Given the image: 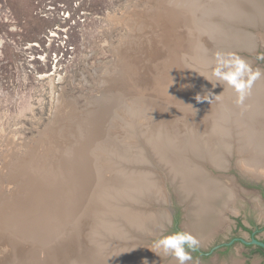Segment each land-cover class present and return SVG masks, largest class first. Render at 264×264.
<instances>
[{"label":"rangeland","instance_id":"obj_1","mask_svg":"<svg viewBox=\"0 0 264 264\" xmlns=\"http://www.w3.org/2000/svg\"><path fill=\"white\" fill-rule=\"evenodd\" d=\"M156 8L154 0H0V220L16 213L19 206L25 205L32 194L47 190L48 185L51 184L54 189L57 185V189H60L66 161L69 162L76 147L84 143L82 164L87 171L96 173L97 168L102 179L98 190L95 187L93 198L89 196L88 199L86 194L87 197H84L82 203L79 197L77 202L66 209V212L71 213L75 210V204L76 207L81 205L78 207L77 217L68 220L72 223H65L68 225V232L75 233V238L78 239L76 247L75 242L71 245L72 250L77 249L75 253L94 251L100 256L106 247V252L113 256L114 251L125 252L134 243L135 248L150 251L152 254L163 248L158 242L174 234L184 233L196 241L194 245H190L203 253H208L220 245V248L210 255H204L191 249L187 243L184 244L187 264H264V256L255 253L253 248L242 242L252 241L254 238L264 241V180L253 178L258 183L254 185L250 182L254 180L243 178L237 170V154L228 157L231 164L226 172L216 171L210 163L203 164L207 174L212 171L214 178L228 179L236 194L231 205L229 204L223 212L225 221L203 240L196 238L189 229L188 202L181 198L184 204L179 200L180 191L170 180H165V193L157 194V189L152 190L155 196L152 193L146 196L138 192L134 199L124 203L125 205L122 202L114 203L116 199L120 201L119 197L127 194L119 192L120 196L113 199L114 191L111 193L109 190L114 186L111 184L112 179L119 176L123 178V172L119 173L122 166L139 168L138 170L148 168L142 167L148 155L152 165L157 163L154 161L157 154L151 149L153 153L150 152V155L146 152L143 161L139 155L138 158H132L137 164L133 165L138 167L126 163L123 165V147L138 151L141 148L138 143L144 141L149 134L150 139L153 130H159L157 134L161 133L163 142L167 143L166 125L158 126L155 120L160 114L156 103L148 100V97H141L125 98L124 104H119L126 89H137L134 87L137 84L135 81L140 78L149 79L140 76L151 65L165 62V58L160 61L162 51L164 56L167 53L163 48L157 50L159 44L156 46L154 37L151 38V31L156 29L155 24L152 27L151 21L150 27H145L147 18L145 19L143 13L154 14ZM248 14L252 21L246 16L240 19L215 16L202 18L203 24L195 31V55L181 58L191 75L199 78L198 81L204 79L202 85L209 80L206 84L211 81L212 84L224 82L226 88L232 90L238 87L243 91L246 88L253 91L264 87V26L259 27L261 25L258 24L264 19V11L261 13L251 10ZM237 23L243 25L237 27ZM231 33H236V37L242 35L246 41L233 40L229 37ZM255 45L257 48L254 51L246 50H253ZM155 51L158 54L149 59L150 54ZM223 70H227L228 75L222 77L219 80L221 82L216 81V73ZM212 74H216L215 77H212ZM259 79L260 85L259 82H253ZM153 88L156 87L151 89ZM127 93L131 95L129 91ZM115 101L116 106L112 104ZM217 102L218 99L214 101L212 109L208 103L198 100L189 111L181 109L178 121L181 134L176 136V140L179 139V142L183 139L184 141L180 142L184 143L188 137H197L202 141L209 138L216 145L223 140L229 144L234 142L236 147L242 149L240 132L246 130L245 125L240 124L242 130L238 129L241 127H238V115L225 109L221 103L217 105ZM214 105L218 106V113L212 111H217ZM206 114H210L209 118ZM223 125L228 129L226 137L217 131L214 132L216 127L223 131L219 128ZM98 134L100 137L97 138ZM138 152L140 154V151ZM157 157L159 159V156ZM116 165L119 167L115 168ZM25 169H32L35 173L34 188H30L28 171ZM164 175L159 176V179L165 178ZM66 179L64 185L68 183V176ZM41 183L45 187L37 188ZM156 187L158 188V185ZM84 188L83 184L80 194ZM128 194L127 198L131 199ZM157 197L160 201L156 202ZM46 198L48 196L44 197V200ZM131 203L134 206H131ZM113 206L118 208V212L128 208L127 210L138 213L145 228L140 227L137 231L130 226L129 221H125L128 220L125 217L117 218L118 214L112 211L115 210ZM170 209L176 210L173 222L167 227H160L157 211L163 214L165 224L172 218ZM106 214L108 216H105ZM102 218L110 220L107 222ZM156 227L158 233L155 231ZM135 231H140L142 236L144 234V241L133 235ZM130 235L135 237L134 241ZM137 240H140L141 244ZM131 242L133 243L130 245ZM1 244L4 246L0 247V264H4L7 262L6 256H12L14 248L7 243L0 242ZM156 246L159 248L153 252ZM68 247L69 245L67 248L65 245L66 249L60 253L62 256H66L70 251L67 250ZM2 249H6L4 253ZM29 251L27 248V253ZM132 254L136 257L138 255L136 252ZM168 255L163 263L175 264V255L171 251ZM75 259L70 257L66 264H83L74 262ZM13 261L12 264H31L29 260L18 255Z\"/></svg>","mask_w":264,"mask_h":264},{"label":"bare ground","instance_id":"obj_2","mask_svg":"<svg viewBox=\"0 0 264 264\" xmlns=\"http://www.w3.org/2000/svg\"><path fill=\"white\" fill-rule=\"evenodd\" d=\"M154 4L157 6L154 14L145 15L143 13L145 19L147 18L145 21V27H150L151 21L152 27H154L155 24L156 29L155 31H151V33H153L151 38L154 37L156 46L157 43L159 44L157 46V50L158 48H163L167 53V55L164 56L162 51V59L160 61L165 58V62L162 64L160 63L159 65L153 64L148 69L146 68L147 71H145L140 77H149V79L140 78L135 81L137 84L134 87L137 89H126V91L123 92V98L119 101V104H124L125 98L130 99L141 97H148V100L156 103L155 105L158 108L160 114L155 120L158 122V126L164 124L166 125V130H164L168 137H166L167 143L163 142L164 139L161 133L160 135L162 137L157 134L159 133V130H153V132L150 129V139L148 138L150 135L149 134L147 138H144V141L141 140L138 143L141 147L140 149L137 148L138 151H140V154L138 151L134 152L132 149L123 147L121 150V154L124 156V160L123 158V161L121 160L123 165L126 163L135 167L137 164L132 160V158H138L139 155L142 157L143 161L145 158L144 156H146L147 153L150 154L152 150L153 152L155 151L154 154H157L155 155L157 160L154 159V161L157 163L152 165V161H150L148 155L146 156L147 160L145 159L146 161L144 160L143 162L144 166H142L148 168H140V170H138L139 168H130L131 166L127 168V165L124 167L122 166V169H119V173L123 172L121 174L124 175L123 178L122 176L118 175L119 177L112 179L111 184H114V186L109 190L111 193L112 190L114 191L115 198L112 197L113 199L118 198L120 193H129L131 195V199L127 198V194H124L121 196L123 198L119 197L120 201H117V199L114 201L116 204H120V202L124 204L127 202L129 203L132 198L134 199V196H136V193L138 192H141L146 196H148L149 193L153 194L152 190L156 189L157 194L160 192L165 193L166 189L164 185L167 182L165 180H170V182L175 185L177 190L180 191L179 193L181 198L188 202V218L190 219L189 229L192 231L193 235L196 236V238L203 240L207 238L217 227L221 226L223 221H225L223 212L236 197L234 190L230 187L229 180L226 178H214L212 176L213 172L209 170V174H207L203 169L205 166L203 164L210 163L209 165H211L216 170L226 172L230 166L229 164H231L228 157L230 155L237 154L239 160L236 166L239 171L249 178H258V180H264V87L261 86L260 89L253 91H248L246 88L244 90L246 92L244 93V91L240 90L238 87H235L233 90L226 88L224 82L212 84L211 81L209 84H206L209 82V80H207L204 82L205 85H202L204 79L203 81H198L199 78L196 79L193 75H191L185 68L181 58L185 59L195 55L194 51H197L196 47L193 49L194 45L197 44V38L195 39V31L199 25L203 24L201 21L202 18L206 19L215 16L216 18L230 17L234 19H240L246 16L252 21L253 19L249 16L248 12L251 10H256L262 13V11H264V0H154ZM170 5H172L174 8L170 7ZM260 22L261 23H258L261 25L259 27H263L264 19ZM242 25L243 24L237 23V27H241ZM235 34L236 33H231L229 34V37L235 41L237 39L242 42H244V40L246 41V38H244L242 35H238L236 37ZM146 42L148 43V41ZM150 45L152 44L150 43ZM243 46L245 45H242V47ZM255 48H257V45H255L253 50L250 48H246V50L254 51ZM150 52L151 51H149V53ZM156 52L157 51L151 53L149 59L158 54ZM219 72L220 71H218V73ZM218 73H216V81H219L222 77L228 75L227 70H223L219 74ZM215 75L212 74V77H215ZM150 77H152V81ZM253 82L255 84H258L259 82L260 85V79L257 81L254 80ZM123 85L126 86V83ZM142 85H148L150 87ZM230 85L233 86V84ZM152 87L156 88L151 89ZM128 91L131 93L130 96L127 93ZM216 95L217 98L215 99ZM217 99V105L221 103L225 109L230 110L238 115V127L245 125V131L242 130V126L238 128H241L243 131V133L242 131L240 132V135L242 136V142L240 143L243 145V148L239 149L236 147L234 142L229 144L228 142L224 143L223 140H220L219 144L216 145V143H214V141L209 138L203 139L202 141V139L197 137H190L191 139L188 137L187 142H180L184 141L183 139L178 142L179 139L176 140V136L179 137V134H181L178 127V121L180 118L179 115L181 114L180 110L188 109L189 111L193 104H195V102L197 103V100L201 103H208L207 105L212 109V105ZM115 103L116 101L112 104L116 106ZM207 105L205 106V109ZM214 107L217 110L218 106L216 107L214 105ZM171 111H173V113H171ZM212 111L214 113H218V110L216 112L215 110ZM141 112L142 111H140V113ZM209 115L210 114H206V117L209 118ZM161 118L162 120H160ZM148 123L149 122H147V125ZM165 125L162 127H165ZM216 128L214 129V132L217 131L218 134L220 133L225 135V137L228 135V129L226 126L223 125L219 127L223 131ZM146 129L148 130L149 128L147 127ZM191 134L194 133L191 132ZM98 137H100V134H98L97 138ZM83 149L84 143L76 147V149L73 151V157L70 158L69 162L68 160L66 161L65 168L63 170L65 175L63 180H60L62 183L60 189H57L56 185V191L54 186L52 187L51 184L48 185L49 187L47 186V190H40L39 192L32 194L31 197H29V199L26 201L25 205L23 204L19 206L16 213H13L11 216H4L0 220V242L7 243L9 244L8 246L11 245L14 248L12 256L7 255V262L4 264L14 263L13 260L16 259L17 255L18 257L26 258L31 264H66V261L72 256L76 258L74 262L79 261L78 263L83 264H166L165 262L163 263V260L169 254L170 250L162 246L163 250L160 249L159 252H154V250L156 251V249L159 248H157L158 245L152 250L154 252L152 254H150V251H142L135 248V244L133 242L130 243V245L133 243V246H131L129 250L125 252L114 251L115 254L113 256H110L109 253L106 252V247L103 248L104 250H100L101 253L103 252L100 256L96 255L94 251L89 253L85 251L75 253V250L77 249L75 248L72 250L73 247L71 245L73 242H75V247L79 242H77L78 239L75 238V233L68 232V225L65 223H72L68 220L71 219V217H77L79 212L78 207L81 205L76 207L75 204V210L71 213L66 212V209H69L72 203L77 202L79 197L81 200L80 203H82L84 197H87L86 194L88 195V199L90 198L89 196H92L93 198L95 187L98 190L102 179L101 172L97 168L96 173L95 171H87L85 169L81 161ZM157 156H159V159ZM120 158L121 157H119V159ZM153 158L155 157L153 156ZM121 161H119V163H121ZM116 167H119V165H116L115 168ZM26 171H28L29 175L30 188H34L35 186H33V182L35 181V173L32 169ZM117 172L118 171H116V173ZM210 173L211 176H209ZM163 174H165V178L159 179V176H162ZM67 176L68 183L64 185V182L67 180ZM83 184L85 185V188L80 194V188L83 186ZM157 185L158 188L156 187ZM41 186L45 187V185L41 183L39 186H37V188ZM107 194L108 193H106V195ZM109 195L111 196V194ZM46 196H48V198L44 200V197ZM153 196H155V193ZM157 201H160V198L158 199L157 197L156 202ZM132 203L131 206H134ZM105 207H107V205ZM117 209V207H115V210L112 209L113 212H116L115 214H118L117 218L118 216L119 218L125 217V219H128L125 221H129L130 226L136 228L137 231L140 227L145 228L143 222L141 221L142 218L140 215H138V213L133 212V210H127L128 208L124 210L121 209L120 212H118ZM143 210L146 212L145 208ZM147 210L149 211L148 208ZM158 211L156 214L157 220H159L158 224L160 227H163L165 225L164 221L166 219H163V214ZM105 216L108 215L106 214ZM110 216L109 218L112 217ZM102 219L104 221L107 220L104 218ZM51 225L52 227H49ZM116 225L118 226V224ZM99 228V230H101V227ZM133 228L130 230L134 232ZM156 230L157 227L155 228V231ZM158 231L159 230H157V233ZM139 232L132 234L139 237L137 239L143 240L142 237L144 234L142 236V234H140L141 232ZM133 235H130L132 241H134ZM140 240H137L138 243H140ZM65 245L66 248L69 245L71 249L68 247L67 250L70 251L66 256H62L60 253L66 249ZM2 246L4 245L1 244L0 247ZM27 248L30 249L29 253H27ZM5 250L6 249H2L1 251L4 253ZM107 250L109 251V249ZM133 251L138 253L137 257L134 256L135 254H132L134 253ZM109 252H111V250ZM23 254L25 256H21ZM75 254L78 256H75ZM175 264H179V261L176 260ZM185 264L187 263L185 262Z\"/></svg>","mask_w":264,"mask_h":264},{"label":"clouds","instance_id":"obj_3","mask_svg":"<svg viewBox=\"0 0 264 264\" xmlns=\"http://www.w3.org/2000/svg\"><path fill=\"white\" fill-rule=\"evenodd\" d=\"M158 243L170 250L179 261V264H185V261L188 259V257L183 251V246L186 243L194 245L196 241L184 233H177L172 237L166 238Z\"/></svg>","mask_w":264,"mask_h":264},{"label":"water","instance_id":"obj_4","mask_svg":"<svg viewBox=\"0 0 264 264\" xmlns=\"http://www.w3.org/2000/svg\"><path fill=\"white\" fill-rule=\"evenodd\" d=\"M212 167V166H211ZM213 169H215V168H213ZM216 170V169H215ZM237 170H239L238 168H237ZM216 171H218V170H216ZM221 172V171H220ZM242 176H243V178H246L247 180H254L253 178H249L248 176L246 177V175H244L241 171H238ZM250 182H252L254 185H258V183H256L255 182V180H254V182L253 181H250ZM175 192H176V190H175ZM177 193V192H176ZM177 195H178V193H177ZM179 196V195H178ZM179 198V200L182 202V203H184L182 200H181V197L179 196L178 197ZM185 204V203H184ZM170 211H171V213H172V218H169V220L165 223V227H167L169 224H171L172 222H173V217L176 215V210L175 209H173V210H171L170 209ZM175 219V218H174ZM188 219V218H187ZM242 242L245 244V245H248V246H250V245H254V246H258V247H261V248H263L264 249V242L263 241H260V240H258V239H252V241H245V240H242ZM187 245L191 248V249H193V250H195V251H197L198 253H202V254H204V255H210L211 253H213L216 249H218V248H220V245L219 246H216V247H214L210 252H208V253H203L201 250H199L198 248H195V247H192L190 244H188L187 243Z\"/></svg>","mask_w":264,"mask_h":264},{"label":"flooded vegetation","instance_id":"obj_5","mask_svg":"<svg viewBox=\"0 0 264 264\" xmlns=\"http://www.w3.org/2000/svg\"><path fill=\"white\" fill-rule=\"evenodd\" d=\"M262 194H263V196H264V191H262ZM252 234H253V233H252ZM263 242H264V241H263ZM247 247H251V248H253V250H254L255 253H258V254L264 256V252L260 251L258 246H254V245H253V246H252V245H251V246H248V245H247ZM260 248H261V247H260ZM262 249H263V248H262ZM263 250H264V249H263Z\"/></svg>","mask_w":264,"mask_h":264},{"label":"trees","instance_id":"obj_6","mask_svg":"<svg viewBox=\"0 0 264 264\" xmlns=\"http://www.w3.org/2000/svg\"><path fill=\"white\" fill-rule=\"evenodd\" d=\"M259 250L262 251V252H264V250L262 248H260V247H259Z\"/></svg>","mask_w":264,"mask_h":264}]
</instances>
